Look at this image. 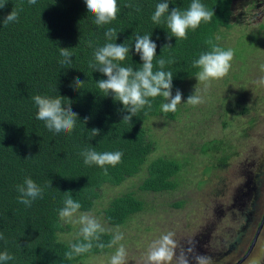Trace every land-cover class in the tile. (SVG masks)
Wrapping results in <instances>:
<instances>
[{
  "label": "trees",
  "instance_id": "16d2710c",
  "mask_svg": "<svg viewBox=\"0 0 264 264\" xmlns=\"http://www.w3.org/2000/svg\"><path fill=\"white\" fill-rule=\"evenodd\" d=\"M259 1L200 0L213 11L211 21L201 22L195 31L189 29L187 39L169 40L167 14L160 24L151 19L161 0H117L116 19L106 25L94 22L95 17L88 13L84 0H37L36 4H29L28 0H0L6 3L0 8V234L3 235L0 253L7 251L13 257L6 264H76L93 256L108 255L121 245L120 240L108 247L119 228L130 226L142 213L156 210L146 200L149 195L180 194L194 187L203 191L197 175L204 166H213L212 173L226 171L232 157H227V150L222 148L225 139L211 142L217 147L215 154L226 157L219 165L217 158L196 160L203 146L189 140L185 144L191 150L194 148V152L187 151L178 158L171 149L167 156H155L149 123L161 119L168 126L180 119L181 108L165 114L161 110L165 98L157 96L149 98L150 109L145 106L131 122H123L122 115L128 113L118 111L123 109L122 103L97 87V82L107 77L89 64L95 63L97 48L108 42L125 43L130 51L118 63L138 70L143 61L135 52V37L149 35L157 44L153 70H159L157 61L161 58L173 61L163 70L173 73L174 93L200 71L193 67V61L210 50L205 41L211 39L220 48L230 49L232 31L241 24H250ZM168 2L169 11L174 8L184 11L192 0ZM129 4L132 7L126 6ZM13 9L18 12V21L5 26L3 20ZM240 13L248 19L240 17ZM109 28H115L117 35L111 41L105 37ZM168 43L171 47L162 51ZM60 47L71 48L70 64L59 63ZM77 77L85 83L82 89L73 91L69 85ZM35 95L60 97L63 106L71 105L78 114L74 129L59 133L48 130L44 121L36 119L37 107L32 99ZM250 111L244 107L240 115ZM93 128L100 129L98 136L91 135ZM85 149L99 153L121 151L123 155L117 165L105 166L108 172L105 175L101 167L84 164L81 152ZM178 150L176 147L175 151ZM261 175L257 169L253 176L258 188ZM202 176L212 177L207 172ZM26 178L43 189L42 197L32 201L30 207L18 202L17 185ZM134 179L139 181L137 187L132 183L126 188L125 184ZM67 196L81 207L71 220H61L59 210ZM202 201L199 198L195 203ZM188 203V198H179L170 201L167 207L184 209ZM82 214L93 216L101 224L104 232L100 243L105 247H97L94 241L91 250L67 259L65 253L71 250L70 246L83 241L82 225L77 222Z\"/></svg>",
  "mask_w": 264,
  "mask_h": 264
},
{
  "label": "rangeland",
  "instance_id": "374dc122",
  "mask_svg": "<svg viewBox=\"0 0 264 264\" xmlns=\"http://www.w3.org/2000/svg\"><path fill=\"white\" fill-rule=\"evenodd\" d=\"M259 3L261 4L258 10L250 17V24H241L240 27L232 31L233 33L231 32L230 39H232L229 47L234 55L227 75L220 79L200 83L198 80H194L196 77L189 80L180 89L183 97L182 102L177 106L182 110L180 119L172 121L168 126L163 124L164 120L155 119L149 123L152 128H148L156 145L155 156H167L171 149L174 150L172 153L178 158L187 151L194 152V148L191 150L185 144L189 140L194 141L200 147L203 146L202 153L195 157L196 160L217 158L216 165L223 164V158L226 157L215 154L217 147L211 142L225 139L226 144L222 148L224 151L227 150L225 154L227 157H232L226 171H214L212 173L213 166H204L202 171L207 172V175L212 177L205 179L202 176V171L200 174L198 173L197 180H201L199 187L203 191L194 187L190 189L191 191H181L180 194L149 195L146 200L156 210L136 216L129 224L130 226L121 227L117 230V233L123 235L120 244L123 245L126 252L124 264H145L152 243L169 232L173 233L177 255L181 247L187 248L189 246L188 240L190 239L198 246V243L200 244L202 241V230L199 228V222L202 218L214 225L211 231L212 239L209 241L208 247L200 244L203 248V255L208 256L212 246L217 245L218 242L219 246L216 247L215 245L212 252L214 255L212 262L214 258L220 259L217 264H240L244 262L236 259L238 257L241 259L245 255L244 253L250 249L261 218L257 219L255 224L253 218H257V213L252 218L246 215L247 209L233 208L232 211L235 212L240 210V214L236 215L235 221L228 225L223 208L233 196H239V193L244 194L248 184L252 187L255 186L253 176L257 169L264 171V85L258 86L255 83L261 76H264V71H262V66H264V0H260ZM239 16L245 18L244 20L248 18L241 13ZM196 85L203 97V102L193 106L187 104L186 101L190 94H194ZM244 107L250 108L251 111L241 116ZM253 119L255 122L252 124ZM154 133H156L155 138H153ZM176 147L179 148V152L175 151ZM188 161L186 158L184 159V162L188 163ZM216 172L221 173V176H218ZM214 173L216 176H213ZM132 183L135 184L133 187H137L139 181L134 179L126 183L125 187H130ZM126 188L124 189L126 190ZM261 192L264 194L263 174ZM179 198H188L189 203L186 208L172 209L167 207L170 201ZM199 198L203 201L196 204L195 202ZM258 205L264 208V195L261 198L259 196ZM242 228L247 230L246 236L244 230L242 233ZM241 233L237 250L228 251ZM120 246L108 255L93 256L76 264H110L111 257ZM238 247L241 250H238ZM229 252L231 253L226 258V253ZM257 263L264 264V229L254 254L246 264ZM166 264H176L175 257ZM190 264H194V262L190 260Z\"/></svg>",
  "mask_w": 264,
  "mask_h": 264
},
{
  "label": "clouds",
  "instance_id": "9594fccd",
  "mask_svg": "<svg viewBox=\"0 0 264 264\" xmlns=\"http://www.w3.org/2000/svg\"><path fill=\"white\" fill-rule=\"evenodd\" d=\"M36 2L37 0H28L29 4H36ZM84 2L88 13L94 15V22L97 25H106L116 19L118 12L117 0H84ZM5 5L6 3H0V8H3ZM126 6L132 7L131 4ZM136 10L138 11L139 9L137 8ZM165 14H167L166 27L171 33L168 39L170 40L171 37H175L177 40H180L187 39V31L189 29L195 31L201 22H210L213 11L208 10L200 0H192L189 8L184 11H181L179 8L169 11L168 0H161L156 5L154 14L151 17L153 23L160 24ZM18 18V12L13 9L3 20V24L6 26L9 23L16 22ZM105 37L109 41L114 37L116 39L115 28L107 29ZM205 43L210 46V50L201 53L199 58L193 61V67L200 69L195 76L199 83L212 79H220L227 75L234 55L231 49L224 50L215 45L211 39L206 40ZM168 47H171L170 43L165 44L162 51ZM70 49L65 47L59 48V54L62 57L59 61L61 66L72 62V52ZM134 49L143 61L138 70H134L131 67H123L118 63L119 61H124L130 51L125 43L108 42L95 50V63L90 62L89 67L94 68L95 71H99L107 77V79H101L97 82L98 89L105 93L106 96L111 95L116 102L122 103L123 109L118 111L121 113L126 111L128 113L122 115L123 122H131L132 118L140 110L144 109L145 106L150 109L152 105L149 98L157 96L165 98L166 102L161 105L163 113H175L177 106L182 102V93L177 89L175 95H173V73L163 70L167 63H172L173 61H166L161 58L157 61L159 70H153V59L156 56L157 44L153 42L149 35H137L135 37ZM262 71H264V66H262ZM84 83V81H81L77 77L69 86L73 91H78L82 89ZM255 83L258 86L264 85V76H261ZM32 99L37 107L36 119L44 121L48 130H54L59 133L71 132L74 129L78 114L72 110L71 105L67 107L63 106L60 97L51 98L35 95ZM202 102L203 97L196 85L194 94L188 96L186 103L196 106ZM87 119L85 118L84 120L86 123ZM90 132L92 136H98L100 129L93 128ZM81 155L84 158L85 165L95 164L104 169V174L107 175L108 172L105 166L117 165L121 161L123 153L121 151L99 153L94 149H85L81 152ZM17 191L19 193L18 202L29 207L32 201L38 197H42L43 194V189L31 178H26L23 184L17 185ZM63 204L64 206L59 210L61 220H71L81 207L80 203L75 201L71 196H67ZM77 222L82 225L80 232L83 241L70 246L71 250L65 253L67 259H72L74 256L88 252L93 248L94 241L97 242V247L101 249L105 247L103 243H100L101 233L104 232V229L93 216L82 214L79 216ZM0 239H3L2 234H0ZM121 239H123V235L117 233L108 244V247L117 244ZM188 245L187 248L181 247L177 255V246L173 239V233L169 232L152 243L147 253L145 264H166V262L172 261L173 257H175L176 264H190V260L194 264H212L210 256L195 253V244L191 239L188 240ZM251 246L249 251L251 250ZM125 256V248L121 245L111 257L110 264H124ZM246 256L247 254L244 255L243 259ZM12 259L13 257L7 251L0 253V264H6L7 261Z\"/></svg>",
  "mask_w": 264,
  "mask_h": 264
},
{
  "label": "flooded vegetation",
  "instance_id": "af4514ba",
  "mask_svg": "<svg viewBox=\"0 0 264 264\" xmlns=\"http://www.w3.org/2000/svg\"><path fill=\"white\" fill-rule=\"evenodd\" d=\"M259 172H260V175H261V173H262V171H263V169H259L258 170ZM262 176V175H261ZM262 180V179H261ZM261 185H262V183H260V187H261ZM260 187L258 188V184H255V186L253 185V187L252 186H250V184H248V186H247V190L245 191V193L244 194H242V193H239V192H237V193H239V196H237V195H235V196H233V198L231 199L232 200V202H231V200H230V202L229 203H225V205H224V208H223V211L225 212V219H226V221H227V224L228 225H230L231 223H232V221H235V216L236 215H239L240 214V210H237L236 212L235 211H232V209L233 208H239V209H244V210H246L247 209V214L246 215H248V216H251L252 218H253V215L255 214V215H257V218L255 219V218H253V221H254V223L256 224V220L257 219H259V218H261V221L259 222V224L257 225V228H256V233H255V238H256V236H257V232H258V230H259V228H260V226L262 225V229H261V231H260V234H259V236H258V240H259V238H260V236L262 235V231H263V229H264V223H263V220H264V208H263V206H259L258 205V200H259V196L261 195V196H263L264 194H262L261 193V191H260ZM250 192V193H249ZM250 194V195H249ZM261 196H260V198H261ZM252 198H253V200H252ZM211 202H212V199L210 200ZM248 201V202H247ZM246 203V204H245ZM226 206V207H225ZM216 207H220V206H216ZM221 207H223V206H221ZM257 213V214H256ZM235 214V215H234ZM250 217V218H251ZM249 218V219H250ZM200 224H199V228L202 230V236H201V240L202 241H200V244L202 245V244H204L206 247H208V244H209V241L212 239L211 238V231H212V227L214 226L213 224H210L208 221H206L205 219H203L202 218V220H200V222H199ZM232 227V226H231ZM245 228H242V233H243V230H244ZM244 232H245V236H246V234H247V230H244ZM242 233H241V235L239 236V238L234 242V245H232V246H230L231 248L228 250V251H231V249H236L237 250V246L239 245V242H240V238H241V236H242ZM258 240H257V243H258ZM228 242L230 241V240H227ZM257 243H256V245H255V247H253V249H252V251H251V253H250V251H249V249L244 253V254H247V256L243 259V257L241 258V259H239V257H238V259H236V260H242L243 259V261L244 262H242V263H240V264H246L249 260H250V258H251V256L254 254V252H255V249H256V246H257ZM200 244L198 243V246H197V244L195 245V253L196 254H201V255H203L204 254V252H203V248L200 246ZM252 244V243H251ZM215 245L216 244H214L213 246H212V249L209 251V255L208 256H210L211 258L214 256V255H212V252H213V250H214V248H215ZM204 246V247H205ZM219 246V243L217 242V245H216V247H218ZM205 247V248H206ZM209 248H211V245H209ZM244 248V247H243ZM238 250H241V248H239L238 247ZM249 251V252H248ZM242 252V251H241ZM230 253L231 252H229L228 254L226 253V258L230 255ZM241 254V253H240ZM260 260V258L258 259V261ZM255 261H257L256 259H255ZM257 261V262H258ZM220 262V259H218V258H214V261L212 262V264H217V263H219ZM258 264V263H257Z\"/></svg>",
  "mask_w": 264,
  "mask_h": 264
},
{
  "label": "water",
  "instance_id": "95a60500",
  "mask_svg": "<svg viewBox=\"0 0 264 264\" xmlns=\"http://www.w3.org/2000/svg\"><path fill=\"white\" fill-rule=\"evenodd\" d=\"M263 223H264V220H263ZM262 225H263V224H262ZM262 225L260 226V228H259V230H258L257 236H256V238L254 239V242H253V245L251 246V250H250V252L252 251L253 247L255 246V244H256V242H257V240H258V236H259L260 231H261V229H262Z\"/></svg>",
  "mask_w": 264,
  "mask_h": 264
}]
</instances>
